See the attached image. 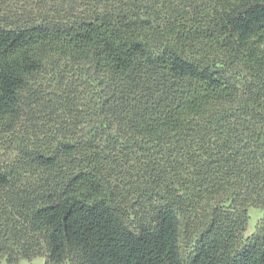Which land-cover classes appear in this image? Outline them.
<instances>
[{
  "label": "trees",
  "instance_id": "1",
  "mask_svg": "<svg viewBox=\"0 0 264 264\" xmlns=\"http://www.w3.org/2000/svg\"><path fill=\"white\" fill-rule=\"evenodd\" d=\"M36 257L264 264V0H0V258Z\"/></svg>",
  "mask_w": 264,
  "mask_h": 264
},
{
  "label": "rangeland",
  "instance_id": "2",
  "mask_svg": "<svg viewBox=\"0 0 264 264\" xmlns=\"http://www.w3.org/2000/svg\"><path fill=\"white\" fill-rule=\"evenodd\" d=\"M249 213H250V220H249L248 229L246 233H249L254 228V224L256 223V221L259 219L261 215L260 211L257 209H251ZM0 264H7V263L5 262L3 258H0ZM16 264H28V262L25 260H20ZM31 264H43V258L36 257L31 261Z\"/></svg>",
  "mask_w": 264,
  "mask_h": 264
}]
</instances>
